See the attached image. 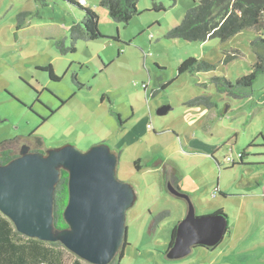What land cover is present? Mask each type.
Returning <instances> with one entry per match:
<instances>
[{
  "label": "rangeland",
  "instance_id": "rangeland-1",
  "mask_svg": "<svg viewBox=\"0 0 264 264\" xmlns=\"http://www.w3.org/2000/svg\"><path fill=\"white\" fill-rule=\"evenodd\" d=\"M99 1L86 0L85 8L97 14L104 39L78 41L74 53L61 55L56 42L68 39L70 25L83 19L80 9L62 1L41 6L28 0H0V145L5 142L7 149L17 152L25 142L45 153L66 145L86 152L104 144L117 153V179L135 194L126 212L128 246L119 264H264L259 260L262 250L256 247L263 237L259 226L250 233L254 243L242 255L225 248L226 233L215 252L193 248L185 258L168 260L171 232L186 215L187 205L170 196L161 184L160 167L151 165L170 162L178 168L183 176L180 189L190 198L196 216L213 214L222 206L229 228L239 233L247 226L235 221L236 195L245 192L243 184L254 182L255 190L247 191L261 193L264 163L231 166L225 158L237 164L238 155L250 149L263 155L255 160L264 161L260 137H264V74L253 83L251 98L242 101L218 95L210 78L233 83L249 74L255 62L250 43L257 37L264 40V30H244L225 42L168 40V30L201 0H154L163 6L162 12L150 10L151 0H140L138 15L127 24L112 21ZM21 13L23 26L18 30ZM64 44L69 46L66 40ZM235 51L238 59L224 63L225 55ZM188 58L212 64L215 70L178 75V66ZM48 66L60 81L50 80L43 71ZM152 92L157 94L152 97ZM203 93L216 104L217 118L211 126V111L184 106ZM162 107L170 110L159 116ZM51 111L55 113L50 115ZM204 125L210 131H204ZM138 159L141 171L133 165ZM217 185L225 192V201ZM163 211L169 215L151 232L153 218ZM252 214L257 219L258 212Z\"/></svg>",
  "mask_w": 264,
  "mask_h": 264
},
{
  "label": "water",
  "instance_id": "water-1",
  "mask_svg": "<svg viewBox=\"0 0 264 264\" xmlns=\"http://www.w3.org/2000/svg\"><path fill=\"white\" fill-rule=\"evenodd\" d=\"M170 108L157 111L165 115ZM118 157L104 144L83 152L66 145L45 153L22 147L19 155L0 165V213L29 239L59 242L86 264H110L123 250L126 212L135 202L130 185L117 179ZM60 171L67 174L65 228L53 224L54 188ZM167 191L187 205L177 224L168 260L188 256L194 247L217 246L228 230L225 215L196 216L190 198L167 185Z\"/></svg>",
  "mask_w": 264,
  "mask_h": 264
},
{
  "label": "trees",
  "instance_id": "trees-1",
  "mask_svg": "<svg viewBox=\"0 0 264 264\" xmlns=\"http://www.w3.org/2000/svg\"><path fill=\"white\" fill-rule=\"evenodd\" d=\"M33 1L41 6H47L51 2L62 1L69 5L75 6L83 12V19L79 22H74L68 29V39H65L69 46H65L63 41L56 42V48L61 55L72 54L76 50L78 41H93L104 39L98 29V16L88 8L81 7L77 0H28ZM140 0H100L99 7L107 11L109 18L121 24H127L133 17L138 15L136 8ZM153 12H162L165 9L161 4H157L151 0ZM175 3V0H171ZM23 13L17 16L18 24L16 28L20 30L23 26L21 18ZM244 30H253L259 33L264 30V0H201L194 8L189 9L181 23L172 27L166 33V39H182L187 42H204L208 39H218L220 42H225ZM113 40H117V37ZM255 56V62L251 66L250 72L247 75L241 76L230 82L223 77L213 76L210 78V84L214 87L215 92L228 100L242 101L251 98L252 85L255 80L264 74V40L257 37L250 43ZM237 51L232 54L225 55L224 63L232 62L238 59ZM215 70V66L203 61H198L194 58L184 60L177 68L178 75L184 73L207 74ZM43 71L47 72L50 80L58 82L60 79L52 73L51 67L48 66ZM171 81L161 85L163 90ZM205 88L206 84H202ZM157 93L152 92L154 97ZM61 106L64 104L60 103ZM184 106L187 108H204L212 110L216 107L211 96L203 93L199 96L189 98ZM55 112H50L53 115ZM118 126L122 127V123L117 116ZM261 147L264 148V137ZM36 145L42 147L39 139ZM7 143L0 145V165L8 164L15 156L12 151L7 149ZM251 147V143L248 145ZM238 163L234 165H245L246 158L244 152L240 154ZM118 158L119 156L116 155ZM136 171L142 169L141 161L134 162ZM162 180L167 189V185L178 189L181 182V174L179 171L169 164H163ZM67 202V174L60 171L59 181L54 188V207H53V224L56 229L65 228L66 225L62 219V211ZM216 214L224 215L221 209L215 212ZM169 215L168 211H163L155 216L150 224L149 230L155 231L158 225ZM176 227L173 228L170 240L167 244V249L174 242ZM128 246L125 241L124 247ZM123 251V250H122ZM122 251L115 257L110 264H119L123 255ZM0 264H86L79 260L73 254L69 253L59 242L45 243L36 239H29L18 233L11 221L0 213Z\"/></svg>",
  "mask_w": 264,
  "mask_h": 264
},
{
  "label": "crops",
  "instance_id": "crops-1",
  "mask_svg": "<svg viewBox=\"0 0 264 264\" xmlns=\"http://www.w3.org/2000/svg\"><path fill=\"white\" fill-rule=\"evenodd\" d=\"M213 110H215V108L212 109V110H208V111H211V112L208 113V117L211 120L210 126L212 125V121L217 118V113L215 111H213ZM210 126H207V125L205 126L204 125L203 126L204 127V131H206V132L210 131V128H211ZM228 130L231 133L234 131V129L232 127H228ZM243 152H244L246 158L250 157V158L254 159L255 157L263 156L262 154L255 153L253 151L251 152L250 149L248 150V152L247 151H243ZM114 154L118 155L115 152H114ZM253 159L252 160H248V161L244 160V163H252L254 165H262L261 163H264V161L255 160V159L253 160ZM138 160L140 161V159H138ZM163 164H169V165L173 166L174 168H176L178 170V168L174 164H172L170 162L157 161L155 163V161H153L151 165H156V166L160 167V169H161ZM161 173H162V169H161ZM179 173H180V171H179ZM181 177H182V179H181V182H180V184L178 186V189H179V191L181 193H183L184 191L180 189L181 183H182V180H183L182 174H181ZM261 179L264 181V174L261 176ZM162 183H163V180L161 178V184ZM255 185H256L255 182L251 183V184L250 183L243 184L241 190H245V192L242 191L240 194L236 195L239 198V201H238V209H237L238 212L235 215V221L237 223H238V221H242V223L244 225L247 224V226L246 227L244 226V228L241 229L242 233L241 232L238 233V232H236V230H233L232 228H229V226H228V230H227V244L225 245V248H229L231 252L234 251V253L242 255L245 251H248L246 249V247L254 243V241H252V239L254 237L250 238V233L253 232L254 227H258L259 226V227H261V232H262V236H263L261 238L262 239V242H261L262 245H260L261 243H259L260 246L256 245V247L258 249L262 250V252L260 253L261 258H259V260H261V262H264V183L261 186V188H262L261 189V193L255 192V191L250 193L249 191H247V190H255V189L252 188ZM216 188L219 190V186L218 185H217ZM218 194H220L221 197L223 198L222 200L225 201V199H226L224 197L225 192L223 190H219ZM170 196H172V195L170 194ZM172 197L175 198L174 196H172ZM175 199H177V198H175ZM217 207L221 208V210L223 211V214L225 215L224 208H222V206H217ZM252 211L253 212H255V211L258 212V216H256L257 219H255L253 217V214L251 215ZM226 218H227V216H226ZM249 242H252V243H249ZM221 243H222V241L219 243V245L213 251H211L209 253H212V252H215L216 250H219V248L221 246ZM202 250L208 252L205 249H202ZM240 258H241V256H240ZM215 263H216V261L210 262L209 264H215ZM248 263L250 264V262H248Z\"/></svg>",
  "mask_w": 264,
  "mask_h": 264
},
{
  "label": "flooded vegetation",
  "instance_id": "flooded-vegetation-1",
  "mask_svg": "<svg viewBox=\"0 0 264 264\" xmlns=\"http://www.w3.org/2000/svg\"><path fill=\"white\" fill-rule=\"evenodd\" d=\"M24 146H26L30 152H40V153H41V151L38 150L37 148L34 149V148H32L30 145H28V143L23 142V144H21L19 150H17V152L12 151V154H13L15 157H17V156L19 155V152H20L21 148L24 147ZM37 147H38V146H37ZM39 148H42V147H39ZM217 246H218V245H217ZM217 246L212 247V248H202V247H199V246H198V247H194V248H201V249H205V250H207L208 252H211V251H213ZM165 257H166V254H165Z\"/></svg>",
  "mask_w": 264,
  "mask_h": 264
},
{
  "label": "built area",
  "instance_id": "built-area-1",
  "mask_svg": "<svg viewBox=\"0 0 264 264\" xmlns=\"http://www.w3.org/2000/svg\"><path fill=\"white\" fill-rule=\"evenodd\" d=\"M77 3L81 6V7H87V2L86 0H77ZM142 88L145 90L147 87L146 85L142 84ZM146 128L150 129V127L147 125ZM240 154L238 155V160L240 158ZM225 162H229V163H233L234 161L230 158V157H226L225 158ZM217 192V191H216ZM213 196H215V193L213 194Z\"/></svg>",
  "mask_w": 264,
  "mask_h": 264
}]
</instances>
